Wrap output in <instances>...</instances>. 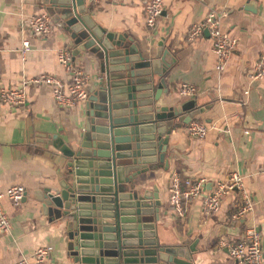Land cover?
<instances>
[{
    "label": "crops",
    "instance_id": "crops-1",
    "mask_svg": "<svg viewBox=\"0 0 264 264\" xmlns=\"http://www.w3.org/2000/svg\"><path fill=\"white\" fill-rule=\"evenodd\" d=\"M53 1L0 0V86L24 85L25 89L23 103L0 100V189L11 184L24 187L18 204H11L5 197L0 199L10 221L9 229L0 231V264L32 259L38 247L48 249L44 264H78L67 249L64 217L52 204L45 206L37 195L47 188L57 191L60 181L74 186L71 167L67 165L69 157L52 145L51 136L59 137L73 149L78 146L84 133L86 99L69 107L59 106L48 85L29 83L27 79L48 73L68 82L70 74L56 59L59 47L66 48L72 63L87 73V96L97 88L110 65L116 71L125 68L123 60L118 59L121 54L117 46L110 49L97 43L76 48L67 25L92 36L98 28L114 36L124 34L125 40L148 61H155L161 42L168 51L164 55L168 66L161 74L163 87L155 103L169 105L193 99L197 111L168 134L166 167L147 170L135 178L138 191L156 188L160 205L156 219L152 214L150 220L158 241L180 245L188 253L187 259L179 258L185 264H232L220 241L235 239L245 225H253L261 234L264 264V76H248L250 65L264 51V0H162V9L150 26L144 21L147 0ZM40 11L49 17L48 34L35 36L20 27V14ZM210 11L216 15L219 28L235 38L234 49L221 70L214 67L206 29L187 37L189 25ZM22 39L29 43L23 56L18 51ZM106 57L114 60L106 62ZM139 63L144 65L137 64L131 78L135 92L140 93L136 97L145 100L146 93L140 88L146 82V68L150 69L152 85L157 76L151 63ZM181 81L192 83L196 94L179 95L177 84ZM145 105L135 103L138 109ZM194 118L206 125L201 138L191 137L186 131L187 123ZM232 171L242 176L243 189L252 200L251 209L243 217H231L241 202L235 190L223 196L218 209L208 214L201 211L200 198L188 200L182 216L173 214L166 198L172 172L180 179L203 177L205 192L215 179H223Z\"/></svg>",
    "mask_w": 264,
    "mask_h": 264
},
{
    "label": "water",
    "instance_id": "water-1",
    "mask_svg": "<svg viewBox=\"0 0 264 264\" xmlns=\"http://www.w3.org/2000/svg\"><path fill=\"white\" fill-rule=\"evenodd\" d=\"M68 1L59 0L62 4ZM68 26L65 28L78 49L97 43L110 49L117 46L125 70L116 71L110 65L86 97L84 133L76 148L51 136L52 145L69 157L74 186L60 181L57 191L47 188L37 197L64 217L67 249L78 264H185L179 258L187 259L188 253L180 245H165L155 235L150 216L156 219L160 205L156 188L138 191L135 178L147 170L166 167L168 134L197 111L193 99L169 105L155 103L163 87L161 74L168 66L164 58L168 51L161 42L155 55L159 58L148 61L124 34L114 36L98 28L92 36ZM113 60L106 57L104 61ZM139 62L151 63L157 76L152 85L150 69L146 68V82L140 88L146 93L145 100L136 97L140 93L135 92L131 78V70L138 68L137 64L144 65ZM144 102L142 108L135 106ZM83 182L85 185L80 184Z\"/></svg>",
    "mask_w": 264,
    "mask_h": 264
},
{
    "label": "built area",
    "instance_id": "built-area-1",
    "mask_svg": "<svg viewBox=\"0 0 264 264\" xmlns=\"http://www.w3.org/2000/svg\"><path fill=\"white\" fill-rule=\"evenodd\" d=\"M95 3L98 0H88ZM109 2H125L127 0H107ZM162 9V0H147L144 4L145 24H153L156 16ZM19 25L27 29L32 35L42 36L50 32V21L48 15L43 12L20 14ZM207 29L211 42V50L215 57V69L221 70L235 46V38L219 28L218 19L213 12H208L203 19L192 23L187 28V37L192 38ZM29 48L27 39H22L18 51L23 56ZM56 59L63 69L70 74V80L64 82L58 76L48 73H39L30 76L27 82L33 84H46L50 87L52 99L55 104L62 107H69L78 101H84L87 96L86 81L88 75L80 66L74 65L69 51L64 47L56 49ZM250 79L264 76V51L260 52L257 58L250 65L248 71ZM179 95L193 96L196 88L192 83L181 81L177 84ZM0 100L9 104H20L25 100L24 85L18 88L0 86ZM187 133L194 138H201L206 132V125L199 119H191L186 125ZM203 177L179 178L178 174L172 172L167 183V202L171 206L175 216H182L185 212V204L193 198H200V209L208 214L218 209L223 196L235 190L240 194L241 202L238 208L231 213V217L238 219L251 209L252 200L243 189L242 176L235 171L228 173L223 179H215L207 191H203ZM24 194V187L21 184H11L0 189V199L5 197L11 204L16 205ZM10 221L0 204V231H7ZM260 231L253 225H245L241 235L235 239L220 241L232 258V264H263L260 245ZM48 249L38 247L32 253V259L20 258L10 264H44L45 255Z\"/></svg>",
    "mask_w": 264,
    "mask_h": 264
}]
</instances>
